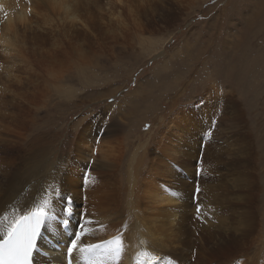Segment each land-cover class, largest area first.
<instances>
[{"label":"bare ground","instance_id":"6f19581e","mask_svg":"<svg viewBox=\"0 0 264 264\" xmlns=\"http://www.w3.org/2000/svg\"><path fill=\"white\" fill-rule=\"evenodd\" d=\"M90 1L94 5L76 0H0V46L6 58L17 50L20 30H25L26 45H36L43 37L64 45L69 36L79 32L86 35L85 28L91 26L88 18L100 22L106 39L110 38L108 43L113 41L114 48L120 49V54H123L126 48L116 47L120 42L116 25L121 30L125 29L127 19L133 16L134 25L141 27L144 20L147 29L156 30L162 23L171 24L177 13L172 0H160L158 15L154 14L156 10L149 13L141 8L143 0H102V8L96 6L101 0H87ZM255 7L254 15L246 17L247 20L242 18L248 31L243 30L245 35L242 33L240 40L236 41L239 50L248 47L247 38L250 35L254 44L259 39L258 35L264 33V3L262 6L255 4ZM241 13L235 14L238 20ZM32 15H41L43 23L32 21ZM106 19L110 23H105ZM54 20L56 23L50 25ZM229 22L227 18L223 24L226 36H229L227 31L231 27ZM79 23L84 27L78 31ZM212 35L200 38L205 46L209 41L211 43ZM243 58L240 52L231 55L230 61L222 56L220 64L214 63L211 71L213 75L221 65L226 77L222 81L226 95L222 93V98L226 99V103L219 98L221 88L214 91L219 109L225 110L224 115L214 108L208 110L210 114L207 113V116L204 111L199 112L203 110L196 105L200 98L191 110L183 107L177 110L185 124L181 126L178 123V127L175 124L178 128L176 134L169 133V125L167 138L160 141L176 144L177 151L171 143H166L162 152L172 148L174 154L180 152V157L174 158L177 172L172 165L171 168L168 165L163 168V154L160 148L156 150L160 135L154 141L155 150L150 153L146 144L142 146V139L136 147L131 135H123L127 131L121 130L114 122L101 123L99 119L100 125L95 119L93 124L97 122V125H92L96 126L95 129L85 128L80 133L76 132L73 140H64V145L72 149V154L63 159L65 165L60 164L54 171L45 174L42 177L44 180L40 178L32 184L37 171L25 170L33 158L29 155L33 153V147L46 153L50 145L52 148L56 146V138L60 137V134L46 136L44 131L37 134L40 137L38 144H29L23 152L13 154L14 161H19L20 171L13 175L7 172L6 189L0 186V236L10 222L31 212L36 206H42L53 218L44 225L37 249L45 251L49 258L45 259L36 251L35 264H67V258L72 264H264V155L258 156L256 151L260 144V150L264 152V132L263 137L254 143L250 132H244L238 139L233 131L247 127L246 111L239 110L240 103L234 99L235 92L229 83L247 74L241 68ZM257 63H254V71L259 69ZM261 65L263 79H254L253 89L260 83L264 89V65ZM12 70L5 72L9 79L13 77ZM257 73L258 70L255 76ZM0 81V91L10 92L7 81ZM212 115H219L221 119L215 129L212 128ZM159 134H162L161 130ZM220 141L224 146L219 144ZM33 142L34 139L30 143ZM96 143L102 144L96 148L99 152L94 154L100 153L101 159L107 156V164L103 165L92 154L95 148L91 145ZM87 146L91 149L88 150ZM104 147H107L106 152L102 149ZM86 148L89 151L87 154L90 153L88 156H92L97 164L94 165L95 172L81 180L78 165H83ZM76 155L78 158H75ZM259 163L262 169L258 167ZM92 166L90 169L94 168ZM194 167L204 170V175L198 178L197 168L194 170ZM255 173L262 175L261 179ZM197 182L200 188L198 196L195 195ZM193 195L197 197L196 202ZM69 196L72 214L66 216L63 210ZM63 220H68L66 226L62 224ZM192 228L198 232L197 236H194ZM74 234L81 235L80 246L100 244L101 249L91 253L77 250L71 257L68 256L67 247ZM118 235L123 248L119 254H109L105 249L117 245H105L104 242ZM62 243L64 247L57 246Z\"/></svg>","mask_w":264,"mask_h":264},{"label":"rangeland","instance_id":"374dc122","mask_svg":"<svg viewBox=\"0 0 264 264\" xmlns=\"http://www.w3.org/2000/svg\"><path fill=\"white\" fill-rule=\"evenodd\" d=\"M76 1L93 4V1ZM172 2L177 7V13L172 18L174 20L171 24L162 25L166 24L165 22L158 29L152 30L147 29L144 20L141 22V27L134 25V17L130 16L125 29L121 30L116 25L120 40L116 47L128 49V51L125 49L126 52L123 54H120V49L114 48L113 41L108 43L110 38L106 39V33L101 30L100 22L93 21L92 18L87 19L91 22V26L85 28L86 35L79 32L69 36L65 39L64 45L55 43L48 37H43L35 43L36 45H26L25 30H20L17 50L8 55L9 59L0 46V79L7 81V88L10 91L8 93L0 91V186L5 188L7 172L13 175L20 171L19 161H14L13 154L17 151L23 152L29 144H38L40 137L37 134L44 131L46 136L60 134V137L56 138V146L52 148L50 145L46 153L38 152L33 147V153L29 154L33 158L25 170L37 171V177L32 184L50 171L65 165L66 161L63 159L72 154V149L64 145V140L66 138L73 140L76 132L80 133L85 128L95 129L96 126L92 125H97L99 119L101 123L114 122L117 127H121V130L127 131L123 135L127 136L129 133L136 147H139L138 142L142 139V146L146 144L150 153L155 150L153 144L160 135L156 150L160 148L163 154L162 158L166 163L163 168L166 165L171 168L172 165L177 172L178 165L174 158L180 157V152L178 155L174 154L177 151L176 144L160 141L167 138L166 131L170 129L169 125H171L169 133L176 134L178 123L181 126L185 124L181 115L177 114V110L182 107L191 110V106L199 98L201 101L199 100L196 105H200L203 109L199 112L204 111L207 116V113L210 114L208 110L215 109L222 112V115L225 114V110H220L218 107L219 102L214 91L221 88L219 98L226 103V99L222 98V93L225 95L222 81L226 77L221 65H219L221 71L217 68L218 71L213 75L211 71L214 63L220 64L222 56H226L230 61L231 55L237 52L244 56L241 68L247 74L229 83L235 92L234 99L240 103L239 110L246 111L247 127L235 128L233 131L237 133L238 139L244 132L246 134L250 132L254 143L259 141V137H263L264 89L261 83L253 89V82L256 78L259 81L263 79L261 64L264 65V36H262L264 33L258 35L259 39H256L254 44L250 35L247 38L249 45L245 50H239L236 41L240 40L242 33L245 35L244 32L248 31L245 30L246 25L245 21L242 23V18L254 15L255 4L262 6L264 0H172ZM160 4V0H143L141 8L149 13L156 10L154 14L158 15L157 7ZM96 6L102 8V0ZM239 11L242 13L238 20L235 14ZM226 16L231 24L227 31L229 36H226L223 29ZM43 20L41 15H32L34 22L43 23ZM54 23L55 20L50 25ZM105 23H110V20L106 19ZM83 27L84 25L79 23L78 31ZM211 33H213L212 38L210 37L211 43L209 41L205 46L204 40L201 39L210 36ZM256 62L259 68L255 70L256 72L258 70L257 76L253 68ZM7 70H12L11 79L5 75ZM241 78L243 82L240 81ZM216 116H211L213 129L221 122L219 115ZM95 119L97 122L93 124ZM166 127L168 129H165ZM160 130L162 134H159ZM33 139L34 142L30 143ZM166 143H171L176 150L172 148L162 152V147ZM96 144L91 145L95 148L92 149L93 155L99 152L96 148L100 145ZM219 144L224 146L223 141ZM87 148L91 149L88 146ZM87 148L86 155L83 154L82 167L78 165V160L76 161L80 167L78 174L81 180L95 172L94 165L97 164L92 156L89 157L90 153L87 154L89 152ZM260 148L259 144L256 151L258 156H263L264 152ZM102 149L104 152L107 151V147ZM98 154L95 157L100 159L103 165L107 164L105 158L107 156L101 159ZM75 158H78V155ZM91 166L93 169H90ZM258 167L262 169L263 166L259 163ZM196 168L194 167V170ZM196 170L198 178L205 173L202 169ZM255 176L261 179L262 175L255 173ZM28 189L29 186L26 187V190ZM199 191L197 182L195 195L198 196ZM195 195L193 199L196 202ZM192 232L197 236L198 232L193 228Z\"/></svg>","mask_w":264,"mask_h":264},{"label":"snow or ice","instance_id":"6c2138e0","mask_svg":"<svg viewBox=\"0 0 264 264\" xmlns=\"http://www.w3.org/2000/svg\"><path fill=\"white\" fill-rule=\"evenodd\" d=\"M66 216H71V197H67L66 208L63 210ZM199 212V209H197ZM50 216L44 207L36 206L31 212L19 216L10 222L7 228L0 236V264H33L32 255L37 250L36 240L40 235L42 226H44ZM63 225L68 224V220L62 221ZM83 228V225H81ZM81 235L74 234V238L67 247L68 256H72L75 251L81 253H91L101 249L100 244L80 246ZM105 245H117L112 249H105L109 254H119L123 248L121 237L118 235L113 240L104 242Z\"/></svg>","mask_w":264,"mask_h":264}]
</instances>
